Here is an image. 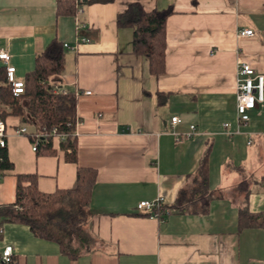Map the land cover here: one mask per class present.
I'll return each mask as SVG.
<instances>
[{
    "label": "crops",
    "instance_id": "1",
    "mask_svg": "<svg viewBox=\"0 0 264 264\" xmlns=\"http://www.w3.org/2000/svg\"><path fill=\"white\" fill-rule=\"evenodd\" d=\"M57 1L0 0V49L23 81L52 40L76 41L73 16H58ZM131 3L147 12L173 10L159 77L149 73L144 57L132 53V29L116 25ZM82 20L80 38L88 42L63 48L64 72L50 82L59 91L81 93L76 163L55 143L53 155L33 152L28 137L16 130L36 128L6 105V153L13 167L0 172V207L14 202L18 174L35 175L39 191L51 194L74 189L78 168L92 169L96 182L87 229L93 246L71 259L28 227L4 224L0 248H13L14 264L264 262V226L238 230L242 207L264 213V186H259L264 185V104L249 111L250 120L242 125L235 110L237 64L264 75V0H86ZM244 29L253 35L238 37ZM173 117L181 121L174 128ZM192 125L196 134L176 142L171 133H186ZM207 150L206 214L188 206L162 218L140 215L145 213L137 210L140 202L162 197L164 205H172ZM243 180L247 198L239 188Z\"/></svg>",
    "mask_w": 264,
    "mask_h": 264
},
{
    "label": "trees",
    "instance_id": "2",
    "mask_svg": "<svg viewBox=\"0 0 264 264\" xmlns=\"http://www.w3.org/2000/svg\"><path fill=\"white\" fill-rule=\"evenodd\" d=\"M76 11V0H58V16L71 17ZM173 13L171 8L154 9L147 12L139 3H131L118 14L116 25L132 29V53L148 61L149 73L159 77L165 72L166 20ZM65 68V50L61 42L52 40L46 49L35 58L34 70L24 78L23 94L14 96L9 85L0 88L3 104L10 106V114L20 116L24 123L36 130L56 128L58 134L66 136L60 143L67 161L76 163V136L73 135L78 120L74 93L54 94L50 82L62 75ZM79 121V120H78ZM51 138L41 139L36 152L53 155ZM209 150L200 159L190 185L182 189L172 205H162L154 210L159 218L168 210L184 212L194 206L193 213L206 214L211 201L208 190ZM6 148L0 149V172L11 170ZM96 182V171L78 168L76 185L71 190H58L51 194L39 191L37 177L31 174L16 175L15 200L0 207V227L18 224L28 227L34 237L58 245L62 255L71 259L89 251L94 243L87 226L91 218L90 203L92 188ZM247 182L239 184L247 198ZM150 217L149 213L140 214ZM264 226V213L252 214L246 207L238 213V230ZM14 264V262L12 263Z\"/></svg>",
    "mask_w": 264,
    "mask_h": 264
},
{
    "label": "built area",
    "instance_id": "3",
    "mask_svg": "<svg viewBox=\"0 0 264 264\" xmlns=\"http://www.w3.org/2000/svg\"><path fill=\"white\" fill-rule=\"evenodd\" d=\"M86 0H76V11L73 15V21L76 32V41L74 45L63 44V48L69 50H75L79 45L88 42L85 38H80L81 32L86 28L82 17L85 12ZM253 32L251 30H240L237 33L238 37H251ZM9 85L11 93L14 96H20L23 94L24 81L22 78L17 76L15 67L10 65V55L0 49V88ZM50 85V92L54 94H64L66 92L59 91L54 85ZM85 95H90V92L83 93ZM76 97L80 96V92H75ZM264 104V75L256 72L251 68V66L245 62H239L237 64L236 73V88H235V110H236V120L237 123L242 125L249 122L248 112L254 110L256 107ZM6 105L2 103L0 98V149L6 148L7 145V130L5 123V109ZM79 123L77 120L76 125ZM181 123L180 119L173 117L171 119L172 128L176 127ZM229 125L225 124L224 127L227 128ZM16 133L28 137L32 144V151L36 152L37 147L44 138H51L53 144L58 145L60 148V143L66 139L65 135L58 134L56 128H52L50 131H46L45 128L37 130L34 133H29L25 127H20L16 130ZM176 142L186 141L191 139L196 134V127L194 125L189 127V131L186 133H171ZM75 135V132L74 134ZM1 179V176H0ZM164 205V199L158 197L153 201L140 202L137 205V210L140 212L149 213L150 217L159 218L154 214V210ZM165 214H161L163 216ZM3 233L2 227H0V237ZM14 251L10 245L0 248V264H12ZM255 264H264V262H259Z\"/></svg>",
    "mask_w": 264,
    "mask_h": 264
},
{
    "label": "rangeland",
    "instance_id": "4",
    "mask_svg": "<svg viewBox=\"0 0 264 264\" xmlns=\"http://www.w3.org/2000/svg\"><path fill=\"white\" fill-rule=\"evenodd\" d=\"M251 173H252V175H254L255 171L250 172V174H251ZM259 186H262V187H263L264 185H259Z\"/></svg>",
    "mask_w": 264,
    "mask_h": 264
}]
</instances>
